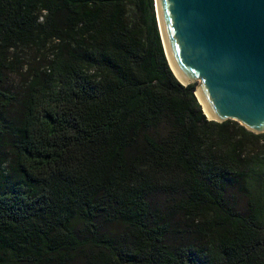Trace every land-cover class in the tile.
<instances>
[{
  "label": "trees",
  "instance_id": "16d2710c",
  "mask_svg": "<svg viewBox=\"0 0 264 264\" xmlns=\"http://www.w3.org/2000/svg\"><path fill=\"white\" fill-rule=\"evenodd\" d=\"M196 89L155 0H0V264H264V133Z\"/></svg>",
  "mask_w": 264,
  "mask_h": 264
},
{
  "label": "water",
  "instance_id": "95a60500",
  "mask_svg": "<svg viewBox=\"0 0 264 264\" xmlns=\"http://www.w3.org/2000/svg\"><path fill=\"white\" fill-rule=\"evenodd\" d=\"M169 64L209 120L264 133V0H155Z\"/></svg>",
  "mask_w": 264,
  "mask_h": 264
}]
</instances>
